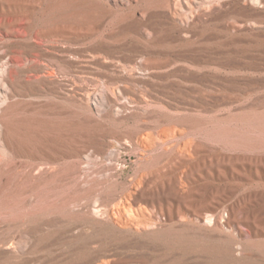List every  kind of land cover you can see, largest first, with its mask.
I'll return each mask as SVG.
<instances>
[{
    "label": "rangeland",
    "instance_id": "374dc122",
    "mask_svg": "<svg viewBox=\"0 0 264 264\" xmlns=\"http://www.w3.org/2000/svg\"><path fill=\"white\" fill-rule=\"evenodd\" d=\"M0 56V264H264V0H0Z\"/></svg>",
    "mask_w": 264,
    "mask_h": 264
},
{
    "label": "bare ground",
    "instance_id": "6f19581e",
    "mask_svg": "<svg viewBox=\"0 0 264 264\" xmlns=\"http://www.w3.org/2000/svg\"><path fill=\"white\" fill-rule=\"evenodd\" d=\"M3 58V56H0V60ZM18 60V63L20 65V67H22L23 65V62H24V58L22 56H19L17 58ZM5 62H8L7 60H5ZM22 71L21 68H18V69H12V68H9L8 71H7V76H8V81L13 85L14 82H15V79L14 77L16 76H19V73ZM0 125L2 126V130H1V133H0V144H4V145H7L8 147H11L13 148V137H12V134H11V127L6 123L4 122L3 118H2V113H0ZM3 166H4V160L1 159L0 157V181H1V178H2V170H3ZM258 195H260L261 197L264 196V191H261L258 193Z\"/></svg>",
    "mask_w": 264,
    "mask_h": 264
},
{
    "label": "built area",
    "instance_id": "2783aa9c",
    "mask_svg": "<svg viewBox=\"0 0 264 264\" xmlns=\"http://www.w3.org/2000/svg\"><path fill=\"white\" fill-rule=\"evenodd\" d=\"M117 149V148H114V150ZM93 152V151H92ZM92 152H89L87 155H85V160L88 159L89 156H92ZM100 157V156H99ZM101 158V157H100ZM112 163V162H110Z\"/></svg>",
    "mask_w": 264,
    "mask_h": 264
}]
</instances>
